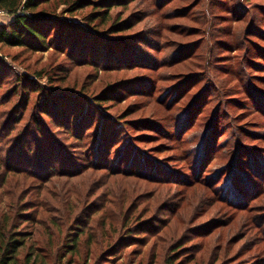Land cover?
I'll return each instance as SVG.
<instances>
[{"label": "rangeland", "instance_id": "obj_1", "mask_svg": "<svg viewBox=\"0 0 264 264\" xmlns=\"http://www.w3.org/2000/svg\"><path fill=\"white\" fill-rule=\"evenodd\" d=\"M76 1L36 9L76 40L0 45L16 264H264V0Z\"/></svg>", "mask_w": 264, "mask_h": 264}, {"label": "trees", "instance_id": "obj_2", "mask_svg": "<svg viewBox=\"0 0 264 264\" xmlns=\"http://www.w3.org/2000/svg\"><path fill=\"white\" fill-rule=\"evenodd\" d=\"M49 0H0V9L6 10L12 17L9 23H0V45H18V46H32L36 47H47L49 44L65 46L68 41L74 40L76 37L75 30L69 28L65 31H59L57 25L54 21L58 18L55 15L48 14L47 12L37 11L36 9L40 6L42 2ZM92 1V0H90ZM89 0H77V8L84 7L89 3ZM87 3V4H85ZM97 9L103 8L105 6L103 2L97 5ZM106 10H99L98 12L106 11L108 15V8ZM99 15V14H98ZM102 16H97L96 19H101ZM60 26V25H58ZM61 27V26H60ZM7 63L3 56L0 55V91L3 87V79L9 71L7 68ZM30 77L24 75L18 85H22L23 89L26 90ZM46 105L49 103V98H47ZM57 105V102H53ZM16 232H12L8 237L6 233L0 238V264H16L18 251L26 241V236L18 238Z\"/></svg>", "mask_w": 264, "mask_h": 264}, {"label": "clouds", "instance_id": "obj_3", "mask_svg": "<svg viewBox=\"0 0 264 264\" xmlns=\"http://www.w3.org/2000/svg\"><path fill=\"white\" fill-rule=\"evenodd\" d=\"M4 15V13L3 12H0V17H2Z\"/></svg>", "mask_w": 264, "mask_h": 264}]
</instances>
